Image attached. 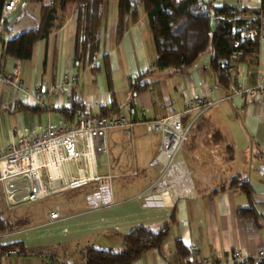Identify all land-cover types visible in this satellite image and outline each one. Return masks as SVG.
<instances>
[{
    "label": "crops",
    "instance_id": "0c3cea01",
    "mask_svg": "<svg viewBox=\"0 0 264 264\" xmlns=\"http://www.w3.org/2000/svg\"><path fill=\"white\" fill-rule=\"evenodd\" d=\"M210 1L214 6L254 9L262 3V0ZM117 2L105 0L101 29L100 56L105 53L109 56L110 84L103 70L96 73L73 63L77 27L73 5L59 12V26L46 39L34 43L31 59H1L0 42V68L11 72L18 67L27 85V91L21 93L0 82V148L6 147L12 138L39 133L48 124H72L81 114H100L102 108L113 105L118 113L112 111L111 115L123 114L138 120L131 128L107 131L98 169L100 174L112 175L113 203L90 211L85 202L84 209L76 213L79 220L74 225L86 227L77 237L88 241L71 244L66 240L43 250L66 258L69 264H83L81 250L89 244L117 248L122 236L135 226L157 230L169 223L164 243L144 252L133 264H174L178 239L192 249L189 257L197 259V264H205V258H212L214 264H234L230 257L235 248L250 256L256 254L264 249V97L246 102L234 96L235 86L229 90L221 86L210 66L211 51H206L184 71L172 75L165 70L146 73L158 55L148 16L142 13L115 44ZM38 11L37 6L20 1L7 22L4 38L36 26ZM16 17L17 21L11 24ZM244 17L250 19L251 15ZM67 71L78 74L76 85L61 84ZM143 74L142 80L148 86L135 91L131 84ZM235 74L244 86L264 80V38L256 55L248 62L236 64ZM35 86L41 87L39 93L34 92ZM53 86H57L56 94L50 91ZM199 95L216 104L197 119L191 137L168 171L160 176L156 160L160 134L149 132L142 120L182 112L186 99ZM75 98L82 100L81 110L73 116L64 115L62 109L70 107ZM195 115V110L190 113V117ZM234 175L250 182L259 221L238 213V208L247 207L250 201L244 191L229 185ZM221 185H225L223 190L215 191ZM12 210H8V215L17 220L11 215ZM61 220L60 214L59 219L51 221ZM110 232L114 239H110ZM0 255L6 256L1 250ZM39 260H35L36 264H41Z\"/></svg>",
    "mask_w": 264,
    "mask_h": 264
},
{
    "label": "trees",
    "instance_id": "16d2710c",
    "mask_svg": "<svg viewBox=\"0 0 264 264\" xmlns=\"http://www.w3.org/2000/svg\"><path fill=\"white\" fill-rule=\"evenodd\" d=\"M4 1L0 0V16ZM20 1L34 3L39 10V20L36 26L0 40L3 48L1 59L8 57L20 60L31 59L34 43L46 39L59 26L57 22L59 12L65 10L68 5H73L77 23L73 63L80 69L91 68L96 73L103 70L109 84L111 83L109 56L107 53L100 56L105 0ZM117 1L115 44L119 43L126 29L135 23L142 13L148 16L150 32L158 55L153 67L146 73L165 70L167 75H172L184 71L195 65L206 51H211L210 66L220 85L229 90L237 83L236 74L230 72V67L240 62H248L258 52L260 35L248 37L245 33L249 28L264 24V0L257 9L245 6H214L210 0ZM247 14L251 15L250 19L244 17ZM9 18L6 20V29ZM233 54L237 56L233 57ZM145 74L132 82L135 91H141L148 86V82L142 80ZM82 106V100L75 98L70 107L62 109V112L66 116H73ZM114 109V105L111 108H102L100 114L109 116ZM229 185L244 191L250 201L247 207L238 208V213L243 217L259 221L261 218L255 207V195L250 182L234 175ZM224 186L221 185L215 191L223 190ZM8 210L3 202L0 188V234L16 232L20 229L22 220L11 218ZM169 229V223L157 230L145 225L135 226L122 236L121 244L117 248L106 249L95 244L85 246L81 250L82 263L133 264L147 250L160 247ZM9 245L20 251L24 250L21 240L5 243L0 241V250L3 252ZM176 249L177 260L174 264L198 263L197 259H190L192 249L180 239L176 241Z\"/></svg>",
    "mask_w": 264,
    "mask_h": 264
},
{
    "label": "built area",
    "instance_id": "2783aa9c",
    "mask_svg": "<svg viewBox=\"0 0 264 264\" xmlns=\"http://www.w3.org/2000/svg\"><path fill=\"white\" fill-rule=\"evenodd\" d=\"M20 0H5L0 16V40L6 34V20L17 9ZM248 37L260 35L264 38V24L246 30ZM237 54H233L236 57ZM230 72H236V66L230 67ZM0 82L6 87H12L21 93L27 91V85L22 80L19 69L11 72L0 70ZM78 74L67 71L63 74L62 85H76ZM40 86H35L34 92L39 93ZM52 94L57 93V86L50 87ZM234 96L246 102H253L264 97V80L254 86H244L237 81L233 88ZM216 101L199 95L186 99L182 112L168 116L143 119L149 132L160 134V144L156 160L160 165L159 173L163 176L178 154L180 148L188 140L192 127L197 119ZM45 106L44 103L41 104ZM196 115L190 117V113ZM146 110H142V115ZM185 116V117H184ZM138 120H132L123 114L104 116L102 114L84 113L72 124L53 126L48 124L41 132L24 134L12 138L9 144L0 148V188L3 202L7 209L39 201L48 194L78 188L86 191L85 200L88 210H97L113 203L111 174H100V155L105 148L107 131L112 128H131ZM57 211H51L50 220L59 219ZM15 232H4L0 238L10 237ZM6 256H14L24 252L13 245L3 251ZM42 264H69L63 258L50 251L39 253ZM230 261L234 264H264V249L250 256L241 249L231 252ZM205 264H214L212 258H205Z\"/></svg>",
    "mask_w": 264,
    "mask_h": 264
},
{
    "label": "rangeland",
    "instance_id": "374dc122",
    "mask_svg": "<svg viewBox=\"0 0 264 264\" xmlns=\"http://www.w3.org/2000/svg\"><path fill=\"white\" fill-rule=\"evenodd\" d=\"M26 2L30 3L33 7L36 6L32 2ZM20 14H18V17L21 16ZM18 17L11 24H14ZM89 189L87 187L86 189L78 188L75 190L51 193L39 201L26 203L13 208L11 215L17 220L21 218L24 220L22 219L20 222V230L18 233L8 238H0V241L19 238L25 244V251L21 250L24 253L14 256L0 255V264H19L20 259L29 264H36L35 260L40 259L39 261L41 262L39 253L48 251L43 249H48L53 244H63L66 240L70 241L71 244L88 241L87 239L80 240L77 237V235L84 233L82 231L86 228L85 225H74V223L79 220L76 213L85 207V194ZM51 211L59 212L63 220L53 223L49 219ZM114 237V234L110 232V239H114ZM24 262L22 261V264Z\"/></svg>",
    "mask_w": 264,
    "mask_h": 264
}]
</instances>
